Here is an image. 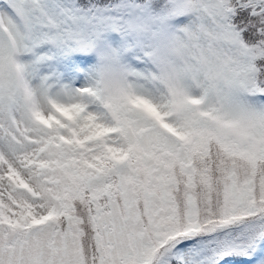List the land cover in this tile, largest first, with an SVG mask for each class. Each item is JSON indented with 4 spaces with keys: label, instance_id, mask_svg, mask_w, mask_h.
<instances>
[{
    "label": "snow or ice",
    "instance_id": "obj_1",
    "mask_svg": "<svg viewBox=\"0 0 264 264\" xmlns=\"http://www.w3.org/2000/svg\"><path fill=\"white\" fill-rule=\"evenodd\" d=\"M0 264H264V0H0Z\"/></svg>",
    "mask_w": 264,
    "mask_h": 264
},
{
    "label": "rangeland",
    "instance_id": "obj_2",
    "mask_svg": "<svg viewBox=\"0 0 264 264\" xmlns=\"http://www.w3.org/2000/svg\"><path fill=\"white\" fill-rule=\"evenodd\" d=\"M76 55H79V54H76Z\"/></svg>",
    "mask_w": 264,
    "mask_h": 264
}]
</instances>
